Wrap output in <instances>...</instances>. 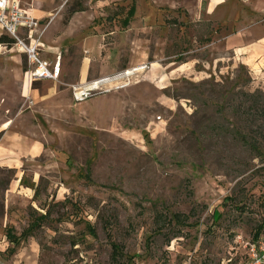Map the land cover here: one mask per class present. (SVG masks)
Masks as SVG:
<instances>
[{"label":"rangeland","instance_id":"obj_1","mask_svg":"<svg viewBox=\"0 0 264 264\" xmlns=\"http://www.w3.org/2000/svg\"><path fill=\"white\" fill-rule=\"evenodd\" d=\"M202 1L60 0L51 17L36 18L41 40L51 18L61 25L74 16L52 42L65 69L87 56L105 77H124L78 101L72 88L58 92L57 106L23 101L24 112L34 105L32 130L45 151L22 162L20 184L31 190L8 200L5 232L32 235L19 238L14 255H22L11 264H111L112 242L123 264L245 262L264 222V152L236 132L255 131L264 116L236 109L239 91L264 90V73L254 78L223 41L212 42L214 30L244 28V0L210 14ZM262 21L243 36L264 37ZM12 45H0V56H18L25 71ZM12 179L0 165V220Z\"/></svg>","mask_w":264,"mask_h":264},{"label":"crops","instance_id":"obj_2","mask_svg":"<svg viewBox=\"0 0 264 264\" xmlns=\"http://www.w3.org/2000/svg\"><path fill=\"white\" fill-rule=\"evenodd\" d=\"M17 1L22 8L41 22H43L42 19L51 17L50 13L60 8L58 7L60 6L58 3L60 0ZM226 1L206 0V2L202 1L201 7L205 6V13L210 14L217 8L225 5ZM242 6H245L243 10L248 16L246 15L244 18H241L239 21L241 22L240 26L245 25L244 28L248 26V29H250V27L263 23L262 20L264 19L260 17L264 15V0H244ZM83 12L85 11L80 10L75 12V14ZM128 12L129 16L133 14V6L130 7ZM73 17H70L66 23L62 22L61 25L59 24L61 22L59 19L51 18L50 24L41 36L43 39L40 40V57L47 59L43 55L53 54L55 56L52 60H54L57 56H60V74L57 80L29 82L25 74L26 70L22 71L19 68L20 58L18 56L8 57L5 53H3V56H0V165L8 167L14 172V179L7 184L2 192L3 212L0 220V264H11L12 257L21 256L23 251V248H20L17 250L18 255H14L16 253L15 245L17 246L20 236L17 237L9 231L5 232L7 222L10 221L8 217L14 214V212L10 213L8 210L9 198L14 196L15 193L31 190L28 186L20 184L23 172L22 162L23 160L33 159L45 151L43 140H40L32 130L38 124V118L32 112L34 111L33 106L37 102H41V104L51 103V106H57L58 104H53L52 102L55 99L54 94L68 92L69 88H72V85L88 83L107 75L106 71L101 67L98 69L92 68L91 58L87 56L80 60V63L72 66L76 70L75 73H71L72 67H68L67 70L62 66L61 55L58 54L57 46L52 45V42H54L53 40L57 37L59 31H62L63 28L67 30L72 27ZM247 20H254L250 23L251 26L246 24ZM128 22L129 17L125 20L126 25ZM215 22V20H212V26ZM53 28V33L50 34ZM242 28L239 29L240 31L236 30L234 32H228L227 30L224 32L225 27L220 31L214 30L212 42L223 41V44L232 55L244 63L251 71L253 77L257 78L259 73H264V37L257 38L254 34L248 37L243 36L245 30ZM11 65H14L15 68L11 69L8 67ZM25 98L33 100L34 103L33 106L28 107L29 110L27 112L23 111L24 106H22L24 105L23 101ZM31 181L34 182L35 179H31ZM8 234L14 235L17 238V243H11L8 239ZM10 245H14V247H10ZM63 264H85V262L77 261L74 258Z\"/></svg>","mask_w":264,"mask_h":264},{"label":"built area","instance_id":"obj_3","mask_svg":"<svg viewBox=\"0 0 264 264\" xmlns=\"http://www.w3.org/2000/svg\"><path fill=\"white\" fill-rule=\"evenodd\" d=\"M39 22L22 8L17 0H0V34H5L13 40V46L23 54L28 68L25 71L29 82L58 79L60 74V56L54 60L41 58L39 55L40 32ZM123 73L103 77L88 83L72 85L73 99L82 100L98 81L123 78ZM247 258L243 264H264V235L246 244Z\"/></svg>","mask_w":264,"mask_h":264},{"label":"trees","instance_id":"obj_4","mask_svg":"<svg viewBox=\"0 0 264 264\" xmlns=\"http://www.w3.org/2000/svg\"><path fill=\"white\" fill-rule=\"evenodd\" d=\"M132 13V10H131ZM13 40L8 37L5 34H0V44L4 45H12ZM238 95L240 96V104L238 108L236 109L237 112L241 111H246V113L252 112V115L254 116L257 114L260 117L264 116V90L262 89H257L253 92L241 90L239 91ZM264 125H256V130L247 133H241L240 131L236 132V135L238 136V140L242 142L243 145H245L251 152H264ZM262 135L261 139H257L256 135ZM183 217V215L178 216ZM170 222L171 220H167ZM32 225V224H31ZM29 229L28 227L26 230H23L22 233L20 234V237H25L30 235L29 234ZM264 232V222L258 224L254 230L253 234V241L257 240L260 237V234ZM262 236V235H261ZM8 239L11 243H17V238H15L14 235H9L8 234ZM111 264H123L124 261V255L122 252V246L118 243L112 242L111 244Z\"/></svg>","mask_w":264,"mask_h":264},{"label":"bare ground","instance_id":"obj_5","mask_svg":"<svg viewBox=\"0 0 264 264\" xmlns=\"http://www.w3.org/2000/svg\"><path fill=\"white\" fill-rule=\"evenodd\" d=\"M137 70H140L139 68H136V69H129L128 71H127V73L126 74H131L132 72H134V71H137ZM109 82V80H106V81H102V80H100V81H98V83L94 86V87H91V88H86V90H96V89H98L100 86H102L103 84H105L106 82Z\"/></svg>","mask_w":264,"mask_h":264}]
</instances>
